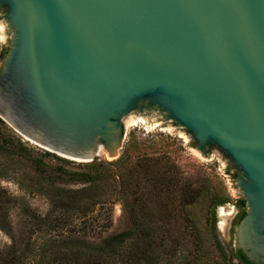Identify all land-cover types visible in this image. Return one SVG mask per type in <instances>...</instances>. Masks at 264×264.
I'll return each instance as SVG.
<instances>
[{
  "label": "water",
  "instance_id": "1",
  "mask_svg": "<svg viewBox=\"0 0 264 264\" xmlns=\"http://www.w3.org/2000/svg\"><path fill=\"white\" fill-rule=\"evenodd\" d=\"M0 117L62 157L122 156L138 114L237 170L236 243L264 264V0H0Z\"/></svg>",
  "mask_w": 264,
  "mask_h": 264
},
{
  "label": "rangeland",
  "instance_id": "2",
  "mask_svg": "<svg viewBox=\"0 0 264 264\" xmlns=\"http://www.w3.org/2000/svg\"><path fill=\"white\" fill-rule=\"evenodd\" d=\"M11 44V29L0 14V72ZM5 123L20 142L0 131V264H38L43 254L58 248L94 245L130 233L132 204L127 200L134 196L149 229L169 239L164 249L172 255L163 264H242L231 257L237 247V201L244 198L238 172L220 150L206 158L190 133H182L175 122L136 114L127 125L128 145L122 155L128 157L130 176L123 183L115 177L90 189L97 199L110 196L107 203L69 209L56 205L54 191L89 185L69 175L89 169ZM119 157L104 154L98 159ZM135 170L144 177L136 178L141 174ZM125 182L130 183L129 194ZM60 215L67 216L66 224L43 221Z\"/></svg>",
  "mask_w": 264,
  "mask_h": 264
},
{
  "label": "trees",
  "instance_id": "3",
  "mask_svg": "<svg viewBox=\"0 0 264 264\" xmlns=\"http://www.w3.org/2000/svg\"><path fill=\"white\" fill-rule=\"evenodd\" d=\"M0 131L6 134L5 136L8 140L20 142V140L9 131L5 121L1 117ZM8 146L10 147L11 145ZM80 164L89 170L70 172L69 175L75 179L89 182V185L81 189H61L56 192L54 191L59 198L58 202L56 201L57 206L69 209L78 208L81 205L88 206L90 204L97 205L99 203H107L106 199L110 198V196L103 200L97 199L93 194L89 193L90 189H96V186L99 185L98 183L113 180L115 177H120L123 183L127 180V177L130 176L129 160L127 156H121L115 161H104L96 158L92 162H81ZM134 172L136 174H138V172L141 174L136 175V178L141 179L144 177L142 171L135 170ZM125 183L126 184H123L125 193L129 194V192L132 191L130 183ZM132 195L133 194L126 195L125 198ZM127 202L132 204V227L130 233L115 234L94 245L87 243L58 248L52 252L43 254L42 260L38 264H163V259L166 257L169 258L172 255L171 252L167 253L169 249H164L169 243L168 237L165 235L159 236L157 232L149 229V221L139 216L140 211L143 210L142 206L138 204L139 200L135 196L132 199L128 198ZM223 203L224 201H218L217 205ZM237 205L240 209L237 217L238 224L246 214L245 199H239ZM46 218L43 219L46 224H52L54 222L57 223L56 226H60L59 224L61 223L66 224L68 221L66 215L56 216L50 220L49 218L46 220ZM231 257L237 259L242 264H253L242 253L241 249L237 247L231 249Z\"/></svg>",
  "mask_w": 264,
  "mask_h": 264
},
{
  "label": "flooded vegetation",
  "instance_id": "4",
  "mask_svg": "<svg viewBox=\"0 0 264 264\" xmlns=\"http://www.w3.org/2000/svg\"><path fill=\"white\" fill-rule=\"evenodd\" d=\"M238 225V224H237ZM237 227V226H236ZM238 248V247H237ZM254 264V263H253Z\"/></svg>",
  "mask_w": 264,
  "mask_h": 264
}]
</instances>
